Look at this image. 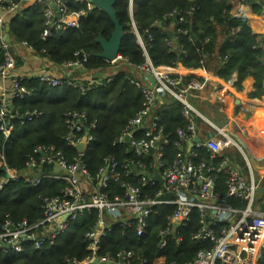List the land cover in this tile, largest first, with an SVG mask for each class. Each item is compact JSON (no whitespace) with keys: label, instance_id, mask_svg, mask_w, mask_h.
Instances as JSON below:
<instances>
[{"label":"built area","instance_id":"1","mask_svg":"<svg viewBox=\"0 0 264 264\" xmlns=\"http://www.w3.org/2000/svg\"><path fill=\"white\" fill-rule=\"evenodd\" d=\"M50 1L55 4L56 12L49 5ZM64 1L0 0V80L5 82L0 90V134L4 144L14 128L11 121L14 113L9 110V104H12L13 99L31 95V90L21 83L22 79L34 78L49 87L67 85L80 92L91 90L97 83L98 78L90 75L87 84H83L77 77L57 76L47 71L29 75L17 73V48L34 49L25 41L12 40L7 33L9 18L21 15L24 6L35 3L46 5L45 27L41 33V38L45 39L51 29L77 27L78 18L84 12L68 11ZM261 2L260 16L264 22V0ZM90 5L88 3V7ZM132 9L130 1V16ZM247 10L248 6L241 4L234 16L245 20L244 13ZM172 13L175 18L179 16L180 21H184L182 13L186 12L176 10ZM130 25L144 61L129 66L127 59L119 54L111 60L104 59L113 70L123 65L129 66L133 75L129 81L139 90L142 99L140 109L127 120L114 140L117 144L125 145L124 151L129 154L122 166L125 179L118 183L120 193L110 196L105 191L110 180L118 178V165L113 156L104 158V165L99 168L95 178L89 174L82 159L86 146L93 141L92 131L96 128V122H88L84 111L68 110L64 113L66 132L63 140L66 145L76 149L77 156L69 159L54 146L40 144L26 155L22 173L9 169L5 163L2 166L5 170L0 178V189L8 181L18 179H24L34 186L47 180L61 181L63 184L58 195L42 198V218L37 223L0 220V252L20 253L23 243L27 241L35 249L45 243L52 244L72 221L95 210L97 218L84 238L86 256L83 259L65 258L62 264H146L145 258H139L134 251L126 248L115 254L101 253L100 243L111 232L113 225L123 229L122 234L132 232L142 237L153 209L164 206L171 211L164 224L155 231L156 248L162 250L169 243L180 244L183 240L182 231L187 228L190 229L189 239L198 246L190 259L169 260L164 264H264V209L255 203L260 184L264 182V142H260L257 133L252 132V124L247 121L248 115L235 123L228 117L225 125L231 123L238 133L246 135L244 138L252 149L250 154L228 131L199 112L189 97L197 96V92L206 84L205 79L189 76L187 80H182L181 77L172 76L170 69L181 65L179 63L154 67L132 18ZM176 32H180V29L177 28ZM169 38L168 44H171L172 36ZM188 39L193 41L191 34ZM179 50L185 52L181 45ZM87 60L88 54L78 50L71 60L58 66L69 74L74 70L82 73ZM99 77L100 82L104 78L105 83L111 81V74L104 73ZM101 83L105 85L103 81ZM165 93L182 105L181 114L187 122L185 128L175 131L176 137L172 142L175 151L170 161L163 155L164 145L169 142V138L159 124L160 114L157 112V101ZM207 100L222 112V106L217 102L222 103L224 99L216 89L208 93ZM15 116L19 124H24L26 120L39 118L41 113L33 110ZM196 117H201L214 130V136L194 142L196 137H200L195 124ZM259 118L260 136H264V107ZM82 140L84 150L79 152L76 145ZM201 148L209 153L207 161L198 159ZM235 153L239 155L240 163L235 161ZM251 155L255 157L252 162L249 158ZM45 165H51V169L44 171ZM156 174L159 181L154 179ZM94 180L97 184L93 183Z\"/></svg>","mask_w":264,"mask_h":264},{"label":"trees","instance_id":"2","mask_svg":"<svg viewBox=\"0 0 264 264\" xmlns=\"http://www.w3.org/2000/svg\"><path fill=\"white\" fill-rule=\"evenodd\" d=\"M130 1L133 5L131 16L128 11ZM241 4L247 5L251 14L261 15V0H116L113 8L123 30L119 55L127 59L129 66L144 61L130 25L132 18L154 67L179 63L185 68L210 70L224 81L235 72V86L238 90L243 79L250 75L254 79L255 89L250 96L260 97L264 95V36L260 38L253 33L247 20L234 16ZM64 5L70 12H84L78 18L77 27L51 29L50 35L42 39L46 5L35 3L24 6L21 15L9 18V36L14 42L25 41L38 56L53 65H61L71 60L74 52L83 50L88 54L85 70L79 74L70 73L69 76L77 77L83 84H87L89 73L96 70L111 74V81L105 83V78L102 79L104 85L97 79L91 90L80 92L67 85L49 87L34 78L22 79L21 83L31 90V95L12 100L13 131L5 144L0 134V178L4 175V163L9 169L22 173L26 155L40 144L54 146L69 159L77 156L76 149L66 145L63 140L66 132L64 113L68 110H81L86 113L88 122H96V128L92 131L93 141L86 146L82 158L89 174L95 178L107 156H113L117 162L118 178L111 179L105 189L112 196L120 193L118 183L125 179L122 166L129 157L124 151L125 145L117 144L114 140L127 120L140 109L141 94L129 81L133 75L128 65L111 70L109 63L96 55L101 51L97 38L101 36L107 40L113 30L107 14L92 5L88 7L86 0H65ZM176 10L186 12L182 13L184 21L181 22L179 16H173L172 12ZM244 15L251 17V27L255 32L264 30V25H258L257 17L247 12ZM177 28L180 32H176ZM168 30L172 32L171 44H168ZM189 34L196 36L201 47L188 39ZM180 45L184 53L180 52ZM210 90V86L205 84L200 93L205 96ZM181 108L182 105L167 93L157 101L159 124L169 138L163 149V155L168 161L175 151L172 142L176 137V129L187 125ZM33 110L40 112L41 116L19 124L15 114ZM252 132L257 133L260 142H264L259 128H252ZM198 153V159H209L206 149L201 148ZM49 169L51 165L44 166V171ZM93 183L97 184L95 180ZM62 184L61 181L47 180L34 186L24 179L8 181L0 189V220L37 223L42 218V198L58 195ZM259 193L261 201L258 205L264 209V184ZM170 211V208L164 206L155 207L142 237L132 232L122 234L123 229L113 225L111 232L101 240V253L115 254L126 248L134 251L139 258H145L146 264L190 259L198 246L189 239L188 228L182 231L183 240L180 244L169 243L162 250L156 248L155 231L164 224ZM96 218L95 210L79 216L52 244L45 243L39 249L27 241L23 243L20 253L0 252V264H62L65 258L83 259L87 254L85 233L94 225Z\"/></svg>","mask_w":264,"mask_h":264},{"label":"crops","instance_id":"3","mask_svg":"<svg viewBox=\"0 0 264 264\" xmlns=\"http://www.w3.org/2000/svg\"><path fill=\"white\" fill-rule=\"evenodd\" d=\"M247 13L250 16H256L251 14L249 10H247ZM246 19L247 21H251V17L249 16H246L245 20ZM251 23L252 22H248L252 32L254 33L255 31L252 29ZM262 24H264V22H262ZM258 32L259 31H257V33ZM17 54L16 69L17 73L21 75H29L41 71H47L57 76L69 75V72L64 71L58 65L51 64L48 60L38 56L34 51H29L23 47H18ZM109 69L113 70L112 67ZM104 73L105 72H102L100 74L98 71L93 70L89 73V75L99 79V76H102ZM170 73L172 76L181 77L182 80H184L186 77L189 78V76H197L200 79H205L206 84H208L211 88L209 93L216 89L217 93L224 99V102L222 103L219 101L217 102L218 105L222 106V112H219V109L207 100L208 94L204 96L200 93L204 88L197 92V96H190L189 100L191 104L203 115L208 114L209 117L205 115L208 119L210 117L215 118L217 123L210 119L209 120L218 127H223L224 130L227 128L228 130L226 131L234 135L238 133L237 130H235V126L231 123L229 125H225L228 117L232 123H235L236 121L239 122L242 118H246V115H248L247 121H250L252 128H260L258 120L260 119L259 117L262 113V107H264V95L260 97L250 96L255 90L253 87L254 79L252 76H246L241 82V88L238 90L235 86V81L237 79V74L235 72L232 73L230 78L226 81H224L222 78H219L210 70H206L204 68L193 69L185 68L182 65H177L175 68L170 69ZM4 83V81L0 80V90ZM262 85H264V83H262ZM198 129L199 136L202 140L207 137L214 136V130L204 120L203 124L201 123ZM239 135L241 134L239 133ZM235 161L240 163V157L239 160L236 158Z\"/></svg>","mask_w":264,"mask_h":264},{"label":"water","instance_id":"4","mask_svg":"<svg viewBox=\"0 0 264 264\" xmlns=\"http://www.w3.org/2000/svg\"><path fill=\"white\" fill-rule=\"evenodd\" d=\"M86 1L89 4H91L94 8H98V9L104 11L107 14V16L109 17V19L111 20L112 24H113V30L111 32L110 37L107 40L104 39L101 36H99L97 38V42L100 44L101 51L96 54L99 58L106 59V60H111V59L115 58L119 54L121 38L123 36L122 26L118 22V19L116 18L115 11H114V8H113V5H114L116 0H86ZM49 5L56 12L55 4L52 1L49 2ZM173 16L175 17V15H173ZM7 33L9 35V26L7 28ZM167 35L169 37H171L172 36V32L170 30H168ZM191 38H192L194 44L197 47H201V43L196 38V36L191 34ZM71 73L72 74H79L80 72L77 71V70H74V71H71ZM8 108L11 111V113H14L12 104H9ZM126 140L129 141V138L126 137ZM200 140H201L200 137H196L194 139V142H199ZM76 148H77V150L79 152H83V150H84V140H82L80 143H78L76 145ZM2 169L5 170L4 167H2ZM5 176L8 177V173L6 171H5ZM154 179H156L157 181L160 180V178H159V176L157 174L154 176Z\"/></svg>","mask_w":264,"mask_h":264},{"label":"rangeland","instance_id":"5","mask_svg":"<svg viewBox=\"0 0 264 264\" xmlns=\"http://www.w3.org/2000/svg\"><path fill=\"white\" fill-rule=\"evenodd\" d=\"M255 17H257V20L259 21L258 22V25L260 26V24H262V22H261V16L260 15H256ZM248 22H251L250 20H248ZM260 23V24H259ZM262 25H264V24H262ZM254 26H256V27H258L257 26V24H255ZM258 29H261L260 27H258ZM255 34H257V35H259L260 36V38H262V36H264V30H260L258 33L257 32H254ZM201 111H203L202 109H200ZM204 113V112H203ZM205 114V113H204ZM207 117H209L208 116V114H205ZM210 120H212L213 122H215V123H217V120L215 119V118H212V117H210L209 118ZM200 120V121H199ZM201 123L203 124V120H202V118L201 117H199V118H196L195 119V124L199 127L200 125H201ZM225 130H228L227 128H225ZM252 133V132H251ZM253 134V133H252ZM232 135V134H231ZM233 136V138L242 146V148H243V150L246 152V153H248V154H250L251 153V151H252V149H251V146L246 142V140H245V138H246V135H239V133H236V134H234V135H232ZM245 137V138H244ZM232 152L234 151V149H232L231 150ZM237 156V158H238V160H239V157H238V155H236ZM243 157V156H242ZM250 160H251V162L252 161H254L255 160V157H254V155H251L250 157ZM262 184H264V182H262L261 184H260V188H261V185ZM260 190V189H259ZM261 193V192H260ZM260 193L258 192L257 193V198H256V202L255 203H257V204H259L260 203Z\"/></svg>","mask_w":264,"mask_h":264},{"label":"bare ground","instance_id":"6","mask_svg":"<svg viewBox=\"0 0 264 264\" xmlns=\"http://www.w3.org/2000/svg\"><path fill=\"white\" fill-rule=\"evenodd\" d=\"M245 13H246V12H245ZM245 13H244V14H245Z\"/></svg>","mask_w":264,"mask_h":264}]
</instances>
